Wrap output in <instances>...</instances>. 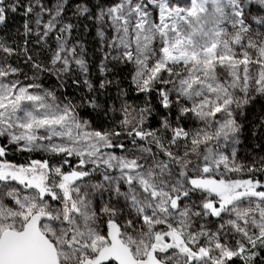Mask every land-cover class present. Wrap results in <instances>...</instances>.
<instances>
[{
    "label": "snow or ice",
    "instance_id": "1",
    "mask_svg": "<svg viewBox=\"0 0 264 264\" xmlns=\"http://www.w3.org/2000/svg\"><path fill=\"white\" fill-rule=\"evenodd\" d=\"M260 13L0 0V264H264V155H240L249 125L264 149Z\"/></svg>",
    "mask_w": 264,
    "mask_h": 264
},
{
    "label": "trees",
    "instance_id": "2",
    "mask_svg": "<svg viewBox=\"0 0 264 264\" xmlns=\"http://www.w3.org/2000/svg\"><path fill=\"white\" fill-rule=\"evenodd\" d=\"M23 17L17 13L14 14V19H11L9 21L10 28H11V35H15L16 29L19 28L22 25ZM91 24V22H88ZM10 38V36H3L0 37V39H7ZM83 38L85 40L86 46L89 51V59L93 61L94 64H96L95 60L96 59L98 62L102 59V54L100 52V44L99 40L96 36V29L95 27H89L87 30H84L83 32ZM94 70V68H93ZM43 83L45 84L46 87H55L56 81L55 78L53 77L52 80L50 79H44ZM63 91V90H60ZM67 94L72 96V95H79V93L76 91L74 87H70L67 90ZM114 95V93H113ZM250 120L253 119V117H249ZM253 129L251 126H248L247 131L244 133L246 137V141L242 144L241 146V152L240 155L242 157L244 156H250L253 155L254 153H257L259 155H264V149H261L259 145L262 143V141L258 140L255 135H252ZM8 159L12 162L15 163H23L27 159V155H21L19 153L15 155H10ZM257 178H260V174L257 173Z\"/></svg>",
    "mask_w": 264,
    "mask_h": 264
},
{
    "label": "rangeland",
    "instance_id": "3",
    "mask_svg": "<svg viewBox=\"0 0 264 264\" xmlns=\"http://www.w3.org/2000/svg\"><path fill=\"white\" fill-rule=\"evenodd\" d=\"M170 2L177 3V4L182 5V6H187V4H188V0H170ZM252 11H253V13H255V9H253ZM260 14H264V13H260ZM257 27H259V26H257ZM94 60L96 62V65H98L99 62L96 59H94ZM96 72H97V69L94 67L93 73L95 74ZM47 79L52 80L53 77H48Z\"/></svg>",
    "mask_w": 264,
    "mask_h": 264
}]
</instances>
